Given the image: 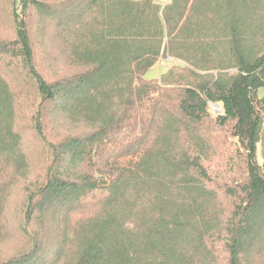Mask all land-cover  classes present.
Here are the masks:
<instances>
[{"label":"trees","instance_id":"16d2710c","mask_svg":"<svg viewBox=\"0 0 264 264\" xmlns=\"http://www.w3.org/2000/svg\"><path fill=\"white\" fill-rule=\"evenodd\" d=\"M261 89L264 0H0V264H264Z\"/></svg>","mask_w":264,"mask_h":264},{"label":"rangeland","instance_id":"374dc122","mask_svg":"<svg viewBox=\"0 0 264 264\" xmlns=\"http://www.w3.org/2000/svg\"><path fill=\"white\" fill-rule=\"evenodd\" d=\"M158 3L163 4L167 0H156ZM176 63L175 60H172L169 57H160L155 65H153L145 74L146 78H159L163 72H165L169 66ZM259 95H264V89L259 91ZM211 113L213 115L220 113V106L216 104H211L210 106ZM259 158V157H258ZM45 161L42 155L38 153H30L29 155V171L27 180L29 183H32L33 176L38 174L39 171L44 169ZM25 187L24 181L13 183L8 191V197L6 198L7 205V215L9 219V226L5 230L0 232V260L8 259L9 257L18 253V248L21 245V240H25L20 229H17L16 224L18 223L21 217V201L23 199V189Z\"/></svg>","mask_w":264,"mask_h":264}]
</instances>
